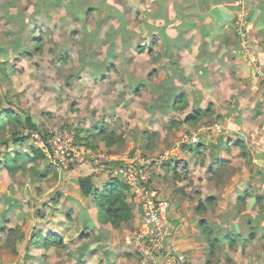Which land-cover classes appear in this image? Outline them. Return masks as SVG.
<instances>
[{
  "label": "rangeland",
  "instance_id": "374dc122",
  "mask_svg": "<svg viewBox=\"0 0 264 264\" xmlns=\"http://www.w3.org/2000/svg\"><path fill=\"white\" fill-rule=\"evenodd\" d=\"M158 5L153 0H0V66L7 69L0 71V108L27 111L44 133L76 140L92 159H110L109 167L97 169L96 186L102 190L118 178L114 183L128 186L133 210L119 226L100 222L93 196L77 194L76 177L41 158L34 164L41 178L36 170L22 172L7 188L27 213L12 221L13 231L0 232V264H121L127 247L132 254L125 264H138L127 238L143 226L147 200H166L172 208L174 197L182 203L184 187L199 186L200 173L190 172L192 162L185 158L189 144L199 140L185 137L191 126L196 131L210 123L186 115L189 102L175 108L168 100L169 81L178 85L186 76L181 68L176 76L169 66L173 55L161 43ZM11 131L0 129V154L1 140ZM86 135L93 136L90 145ZM39 144L34 134L8 149L5 158L13 161L19 151L28 163ZM194 156L198 161V153ZM123 160L133 163L127 173L118 163ZM35 230L57 234L63 244L35 245Z\"/></svg>",
  "mask_w": 264,
  "mask_h": 264
},
{
  "label": "crops",
  "instance_id": "0c3cea01",
  "mask_svg": "<svg viewBox=\"0 0 264 264\" xmlns=\"http://www.w3.org/2000/svg\"><path fill=\"white\" fill-rule=\"evenodd\" d=\"M153 1L162 10L159 36L173 55L169 66L177 69L176 76L180 68L186 76L178 85L169 81L168 100L175 101V108L189 102L186 115L207 117L210 123L197 128L199 141L185 152L192 162L188 169L197 170L201 182L197 188L184 187L182 203L174 197L169 257L172 264H264V79L235 34L238 6L235 0ZM247 3L248 36L264 65V0ZM188 131L194 132L192 126ZM6 153L0 154L1 233L13 231L12 221L27 213L21 199L7 191L11 178L29 170L42 176L33 160L26 163L20 156L8 162ZM75 189L82 196L78 184ZM131 254L127 247L121 264L131 262Z\"/></svg>",
  "mask_w": 264,
  "mask_h": 264
},
{
  "label": "built area",
  "instance_id": "2783aa9c",
  "mask_svg": "<svg viewBox=\"0 0 264 264\" xmlns=\"http://www.w3.org/2000/svg\"><path fill=\"white\" fill-rule=\"evenodd\" d=\"M248 0H235V4L238 6V13L235 22V34L240 40L244 51L249 57L250 63L254 66L256 75L264 79V65L260 62L255 54L254 46L251 43V39L248 36V25L250 22V8L248 6ZM39 137V146L45 153L47 159L51 160L55 165L63 166L70 164L77 159L88 156L90 152H84L82 146L76 143L72 144L71 139L65 140V136H58L57 134H46V139L42 133L35 132L33 135ZM187 142H195L198 140L197 131L187 135ZM97 166L101 164L104 167H109L110 159L103 160L100 158L92 159ZM121 170L123 173L125 169H131L133 163H129V160H123ZM113 164V161L111 162ZM113 166V165H112ZM260 166L262 171V177L264 181V150L261 155ZM103 170L102 167H100ZM114 170V169H113ZM151 193L150 190H148ZM153 195V194H152ZM150 197V195H148ZM170 203L166 200H153L148 199L144 205V224L138 231V235H135L133 239L127 238L128 243L133 245V251L137 254L138 264H172L174 263L169 257L171 253L167 251L169 240L168 224L169 221L165 219V213L170 211ZM162 240V241H161Z\"/></svg>",
  "mask_w": 264,
  "mask_h": 264
},
{
  "label": "trees",
  "instance_id": "16d2710c",
  "mask_svg": "<svg viewBox=\"0 0 264 264\" xmlns=\"http://www.w3.org/2000/svg\"><path fill=\"white\" fill-rule=\"evenodd\" d=\"M1 64L7 65V62L2 61ZM0 71L4 74L7 69L5 66H0ZM7 101L11 105L9 99H7ZM3 118L4 121H1ZM6 127L12 128L11 137L3 138L1 140V147L4 146L6 151L13 146L24 143L28 138H31L35 132L42 133L45 139L47 137L46 133L41 131L37 126L32 116L24 110L15 111L12 110L11 107L0 108V129ZM99 132L103 133L102 130ZM91 138H93L92 135H86L83 139L86 144L90 145L89 140ZM20 154L21 153L17 151L13 159H17ZM30 157L36 163L39 159L45 158V154L38 146H33ZM131 162L132 160L129 161V163ZM118 163H121V161ZM100 167H102L103 170L105 169L104 165L97 166L88 156H83L76 161L63 166L62 169L65 171V174L68 175L72 173L73 176H76L77 184L84 198H90L93 196L98 208V220L103 223L112 224L113 226H119L122 222H126L133 217L132 207L127 202L126 190L128 189V186L124 183H114V181L118 179L114 178L104 185L102 190H100V188L96 186L94 180L96 171ZM110 184L113 185H111V188L109 187ZM36 231L38 230H35V235L31 236V242L35 245L39 246L42 244L43 247L49 248L51 245L63 244L61 237L57 234L49 233L48 235H44L42 232L36 233ZM204 233L207 238L211 236V231L207 228L204 230ZM80 264H82V262Z\"/></svg>",
  "mask_w": 264,
  "mask_h": 264
}]
</instances>
